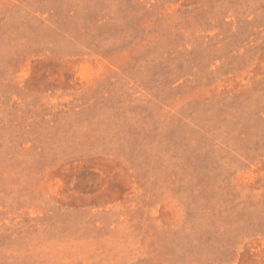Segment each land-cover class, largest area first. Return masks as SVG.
Listing matches in <instances>:
<instances>
[{"label":"rangeland","instance_id":"rangeland-1","mask_svg":"<svg viewBox=\"0 0 264 264\" xmlns=\"http://www.w3.org/2000/svg\"><path fill=\"white\" fill-rule=\"evenodd\" d=\"M0 264H264V0H0Z\"/></svg>","mask_w":264,"mask_h":264}]
</instances>
